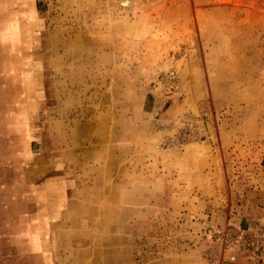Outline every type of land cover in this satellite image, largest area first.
Instances as JSON below:
<instances>
[{"label": "rangeland", "instance_id": "rangeland-1", "mask_svg": "<svg viewBox=\"0 0 264 264\" xmlns=\"http://www.w3.org/2000/svg\"><path fill=\"white\" fill-rule=\"evenodd\" d=\"M0 148V264H264V0H0Z\"/></svg>", "mask_w": 264, "mask_h": 264}, {"label": "crops", "instance_id": "crops-1", "mask_svg": "<svg viewBox=\"0 0 264 264\" xmlns=\"http://www.w3.org/2000/svg\"><path fill=\"white\" fill-rule=\"evenodd\" d=\"M0 154H5L4 152H3V149H1L0 148ZM2 177V176H1ZM3 179H6L5 177H2ZM4 185H2V186H7V187H10V186H8L7 184H5V181H4V183H3ZM28 201H30V202H32V201H36V199L35 198H33V197H30L29 199H28ZM37 218V217H36ZM1 234H5V233H3V232H0ZM146 261H147V264H151V263H149V259H145ZM144 261V260H143ZM145 261V262H146Z\"/></svg>", "mask_w": 264, "mask_h": 264}, {"label": "built area", "instance_id": "built-area-1", "mask_svg": "<svg viewBox=\"0 0 264 264\" xmlns=\"http://www.w3.org/2000/svg\"><path fill=\"white\" fill-rule=\"evenodd\" d=\"M232 259H234V258H232Z\"/></svg>", "mask_w": 264, "mask_h": 264}]
</instances>
